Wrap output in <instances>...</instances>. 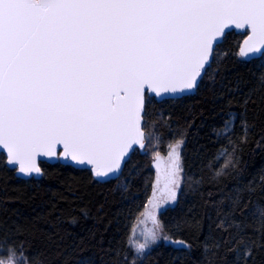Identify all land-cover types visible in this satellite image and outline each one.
<instances>
[{
  "label": "snow or ice",
  "instance_id": "obj_1",
  "mask_svg": "<svg viewBox=\"0 0 264 264\" xmlns=\"http://www.w3.org/2000/svg\"><path fill=\"white\" fill-rule=\"evenodd\" d=\"M231 26L242 36L235 50L222 48ZM229 55L258 70L251 87H244L240 73L235 86L218 78ZM218 79L217 147L200 154L193 168L182 154L188 126L169 119L170 106L215 87ZM157 120L174 138L166 155L151 152L155 180L134 217L144 221L143 238L129 236L112 249L113 264H143L162 239L191 249L188 239L169 230L188 225L199 231L200 219L165 223L158 210L199 190L206 175L220 182L237 168L258 121L264 133V0H0V166L21 180L39 181L43 164L78 165L97 183L106 182L123 174L136 146L145 149L146 139L149 147L160 143ZM256 143L264 149V135ZM257 187L264 190V170L258 180L222 187L218 198L204 201L215 213L208 212L212 223L201 241L208 264H217L221 248L218 264H257L256 253L264 251V202L249 209ZM16 232L0 233V264H44Z\"/></svg>",
  "mask_w": 264,
  "mask_h": 264
},
{
  "label": "trees",
  "instance_id": "obj_2",
  "mask_svg": "<svg viewBox=\"0 0 264 264\" xmlns=\"http://www.w3.org/2000/svg\"><path fill=\"white\" fill-rule=\"evenodd\" d=\"M240 41L242 36L231 32L222 48L235 50ZM257 71L254 67L239 65L229 55L217 75L219 78L222 74L226 84L235 86V74L240 73L247 88L254 84ZM219 91L223 89L218 79L215 87L202 88L197 94L170 106L173 115L169 119L178 118L180 128L188 126L182 154L185 163L193 168L200 154L208 156L217 147L212 126L222 120L223 106L214 100V93ZM259 95L257 92L256 96ZM157 124L161 125L158 128L160 143L149 147L146 139L147 154L145 149H137L123 174L110 182L97 183L87 172L56 164H43L46 175L39 181L21 180L10 169L0 166V233L16 232L19 226L23 231L16 232V235L39 253L44 264H113L112 249L123 246L126 238L132 236L133 225L138 222L134 217L142 214L147 197L151 195L156 172L151 163V152L158 148L166 155L167 142L174 138L166 124L161 120H157ZM172 127L177 126L173 124ZM261 135L264 133L258 121L242 151L238 150L240 163L235 170L222 176L220 182L209 181L206 175L199 190L188 191L179 203L160 213L165 223H174L177 217L184 216L195 215L200 219L202 227L199 231L188 225L179 231L169 230L172 235L188 239L191 249L163 240L147 255L143 264H208L201 241L212 223L208 212L212 211L213 216L215 213L213 205L204 204V201L218 198V190L222 187L230 188L242 180H251L253 176L258 180L264 170V149L256 143ZM125 181L127 188L121 187ZM251 195L249 209L255 207L257 200L264 202V190L259 187ZM218 231L214 228L213 235H218ZM220 254H223V248L216 258L217 264ZM228 255L231 257L233 253ZM255 259L257 264H264V251L257 252Z\"/></svg>",
  "mask_w": 264,
  "mask_h": 264
},
{
  "label": "rangeland",
  "instance_id": "obj_3",
  "mask_svg": "<svg viewBox=\"0 0 264 264\" xmlns=\"http://www.w3.org/2000/svg\"><path fill=\"white\" fill-rule=\"evenodd\" d=\"M153 170H154V169H153ZM175 204H176L175 202H171V201L166 202V205H175ZM166 205H161V209L165 208ZM161 212H162V211L158 210V215H159V216H160V213H161ZM147 224H148V226H151V221L148 220V221H147ZM142 227H144V221H143V219H141L140 221L137 222V224H136V226H135V229H134V235H133V233H132V238H133V239H142V238H143V233H142V231H141ZM162 242H163V239L160 240V241H158V242L152 247L151 251L153 250V248H154L155 246L159 245V244L162 243Z\"/></svg>",
  "mask_w": 264,
  "mask_h": 264
},
{
  "label": "water",
  "instance_id": "obj_4",
  "mask_svg": "<svg viewBox=\"0 0 264 264\" xmlns=\"http://www.w3.org/2000/svg\"><path fill=\"white\" fill-rule=\"evenodd\" d=\"M231 27L235 29V26H231ZM232 32H236V33L240 34V30H239V29H235V30L232 31ZM191 96H193V95H191ZM136 147H137V149H141V148H139V146H136ZM0 151H2V149H0ZM134 152H135V151H134ZM134 152H131V156L133 155ZM131 156H130V158H131ZM130 158L127 159V163L129 162ZM127 163H126V164H127ZM48 164L53 165L54 163H48ZM125 167H126V166H125ZM125 167H124V169H125ZM73 168L80 170V168H79L78 165L73 166ZM153 168H154V170L156 171V169H155V165H153ZM120 176H121V175H120ZM120 176H119V177H120ZM119 177H117V178H115V179H108L106 182H110V181H113V180H117ZM106 182H102V183H106ZM169 243H171V242H169ZM177 246H180V245H177Z\"/></svg>",
  "mask_w": 264,
  "mask_h": 264
}]
</instances>
